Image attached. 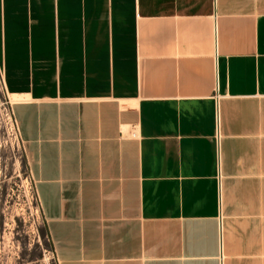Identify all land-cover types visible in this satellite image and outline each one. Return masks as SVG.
I'll list each match as a JSON object with an SVG mask.
<instances>
[{
    "label": "crops",
    "instance_id": "obj_1",
    "mask_svg": "<svg viewBox=\"0 0 264 264\" xmlns=\"http://www.w3.org/2000/svg\"><path fill=\"white\" fill-rule=\"evenodd\" d=\"M0 65L56 264H264V0H0Z\"/></svg>",
    "mask_w": 264,
    "mask_h": 264
},
{
    "label": "rangeland",
    "instance_id": "obj_2",
    "mask_svg": "<svg viewBox=\"0 0 264 264\" xmlns=\"http://www.w3.org/2000/svg\"><path fill=\"white\" fill-rule=\"evenodd\" d=\"M0 65V264H56L34 200Z\"/></svg>",
    "mask_w": 264,
    "mask_h": 264
},
{
    "label": "built area",
    "instance_id": "obj_3",
    "mask_svg": "<svg viewBox=\"0 0 264 264\" xmlns=\"http://www.w3.org/2000/svg\"><path fill=\"white\" fill-rule=\"evenodd\" d=\"M8 117L10 118L11 123H12V125H13L14 133H15V135L17 136L16 128H15V124H14V121H13V119H12V116H11L10 110H9V113H8ZM30 179H31V178H30ZM32 190H33V189H32ZM33 195H34V192H33ZM34 200H35V202H36L35 195H34ZM36 205H37V203H36Z\"/></svg>",
    "mask_w": 264,
    "mask_h": 264
}]
</instances>
